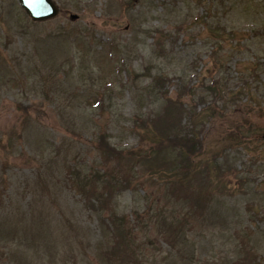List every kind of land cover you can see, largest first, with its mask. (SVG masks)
<instances>
[{"label": "rangeland", "instance_id": "374dc122", "mask_svg": "<svg viewBox=\"0 0 264 264\" xmlns=\"http://www.w3.org/2000/svg\"><path fill=\"white\" fill-rule=\"evenodd\" d=\"M54 1L33 22L0 0V264H264V2ZM162 93L202 145L173 193L178 158L154 150L167 121L148 118ZM111 176L121 250L79 188Z\"/></svg>", "mask_w": 264, "mask_h": 264}, {"label": "trees", "instance_id": "16d2710c", "mask_svg": "<svg viewBox=\"0 0 264 264\" xmlns=\"http://www.w3.org/2000/svg\"><path fill=\"white\" fill-rule=\"evenodd\" d=\"M164 81L165 80L160 77L155 82L158 83V85H161V83H163ZM166 102L167 104L165 106L163 114L161 116H158L156 120H153V123H155L156 125L164 123L165 120L167 121L166 122L167 125L161 128V131L157 130L155 141L158 143L156 144L154 150L157 151L156 154L159 153L158 158L162 159L161 162H163V160H165L163 158L168 155L164 152H168L169 149L171 150L169 154L172 155V153H174L178 158L177 162L175 163L176 173H174V178L172 177V179L169 180L170 181L169 184L171 186L170 190L173 193V191H183V189H185V185L188 184L187 180L191 179L189 176L190 173L189 170H191V167L187 168L186 160L191 161V159L199 155V153L202 150V145H201V141L198 140V136H197L198 134L193 132V130L188 129V131H186L185 133H182L181 131L178 132L179 128L182 127L184 114L191 116L192 114L191 111L186 109L184 107V104L180 100L175 102V100L168 98ZM175 107H177V111L173 109ZM186 110L189 112L187 113ZM170 130H174V132L170 133ZM112 150H113L112 148L108 147L109 152H111ZM150 156L154 157L152 154ZM142 159L145 160L146 157H143ZM164 172L166 173V171ZM98 175H99L98 178H101L103 174H98ZM168 177H170V175H168ZM120 184L121 181L118 179V176L106 177L104 181H101L102 190L99 191H97L95 188L86 189L85 182L79 184L80 186L79 188L83 189L84 193L87 194L92 193V197L95 200V202L99 203V205L97 204L94 205V207H97L99 209L98 213L93 208L95 211L94 213L97 214L100 231L103 235V237L99 238V244L101 245L105 244V246L110 245L111 249L113 250H121L120 243L121 246L122 244L128 246L127 244L129 240V235H127L128 229H126V231L123 229L126 227H122L121 221L117 220L114 210H109L108 215H104L102 204L107 202L108 196L106 195L108 193L105 191L106 190L111 191L110 190L111 188L120 186ZM178 200L182 201V199H178ZM109 219L111 220L110 222H108ZM106 222L109 223V226L111 225V228L109 226L107 227V229L104 228ZM110 237H112L113 239L111 240ZM114 239L116 241L115 243H114ZM113 243L114 246H111L113 245Z\"/></svg>", "mask_w": 264, "mask_h": 264}, {"label": "water", "instance_id": "95a60500", "mask_svg": "<svg viewBox=\"0 0 264 264\" xmlns=\"http://www.w3.org/2000/svg\"><path fill=\"white\" fill-rule=\"evenodd\" d=\"M33 21H45L55 18L58 9L52 0H19Z\"/></svg>", "mask_w": 264, "mask_h": 264}]
</instances>
